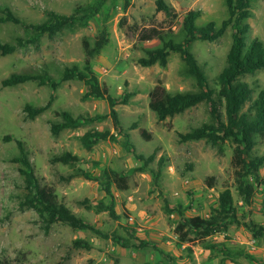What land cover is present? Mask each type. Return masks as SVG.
Masks as SVG:
<instances>
[{
  "label": "rangeland",
  "instance_id": "obj_1",
  "mask_svg": "<svg viewBox=\"0 0 264 264\" xmlns=\"http://www.w3.org/2000/svg\"><path fill=\"white\" fill-rule=\"evenodd\" d=\"M99 1L100 12L90 17L86 26L64 30L53 38L40 36L35 43L18 47L10 55L0 53V258L8 264H113L115 261L118 264H264V234L255 237L251 227L248 228L252 223L264 227L262 188L255 184L250 204L239 196L235 144L230 140L221 146H213L206 140H180L179 134L211 122L206 104L163 122L149 108V93L157 84L171 93L198 90L195 79L186 74L181 55L171 53L166 68L158 64L142 67L138 63L147 56V51L162 45L158 38L139 42L142 32L155 29L180 42L184 39V15L190 11L201 12L196 21L198 27L210 22L219 27L229 16L225 0H166L174 9L172 17L157 12L155 0H0V5L36 24L45 20L48 11L71 15L77 8H89ZM251 11L247 43L254 38L264 42V0H252ZM31 34L20 25L0 22L2 43L15 44L18 38L27 39ZM100 36L107 43L93 58V70L114 97L132 94L128 104L115 108L123 134L118 133L113 120L107 117L54 136L51 124L61 121L58 114L63 111L75 118L110 112L105 100H82L86 91L83 82L78 79L61 82L66 67L78 65L83 69L84 42L93 47ZM231 44L229 28L215 42L196 40L191 45V52L212 86L226 65ZM45 70L59 84L56 90L37 82L2 87V81L12 74ZM241 81L253 89L255 100L264 89V70L246 75ZM50 101L49 109L35 119L24 113L26 104L37 108ZM139 128L151 132L152 141L142 139ZM91 130L110 131L117 140L100 141L88 150L81 138ZM18 142L23 144L40 182L55 191L60 203L107 238L62 223L47 230L37 211L22 207L28 191L20 173L21 165L13 161L20 155ZM66 152L77 156L79 161L52 162L54 157ZM133 152L146 159L154 156L153 161L145 164ZM253 155H264V141L259 138ZM106 170L127 178V190L112 188L114 199L103 190ZM82 172L92 174L99 181L85 178ZM260 174L264 177V168ZM210 178H214L213 187L208 184ZM249 182H254L251 177ZM226 189L232 192L236 218H227L224 221L227 229L206 239L219 247L206 248L194 234L189 235L193 241L181 242L175 231L180 217L169 210L181 205L186 209V217L208 218ZM111 205L114 216L110 214ZM129 228L136 229L135 237ZM113 235L127 240L131 246L139 244L135 238L150 245L143 249L122 248ZM77 240L89 243L91 249L75 246ZM222 248L230 250L229 253L222 252ZM169 257L175 260L172 262Z\"/></svg>",
  "mask_w": 264,
  "mask_h": 264
},
{
  "label": "trees",
  "instance_id": "obj_2",
  "mask_svg": "<svg viewBox=\"0 0 264 264\" xmlns=\"http://www.w3.org/2000/svg\"><path fill=\"white\" fill-rule=\"evenodd\" d=\"M252 0H225L228 10V18L224 20L218 27L214 22H210L203 27L196 25L197 19L201 16L200 11H190L184 15L183 33L184 39L176 42L171 37L163 36V34L155 29L144 31L139 35V42L151 41L158 38L161 47L147 51V56L138 60L142 67H152L159 65L166 68L171 53H179L186 67V74L195 79L198 90L194 92H169L165 86L157 84L149 93V108L153 111L158 121L163 122L167 118H172L178 114H182L187 110L196 107L201 103H205L211 117V122L193 129L186 134H179L182 142L206 140L213 146H221L227 141L235 144L234 161L239 169L238 176V192L242 200L250 204L255 192V184L262 188L263 196V213H264V177L260 171L264 168V155L254 156L253 150L257 145V139L264 141V89L260 91L257 98L253 100V89L246 82H242L241 78L246 75H253L258 71L264 70V42L258 38H254L247 43L251 31L249 20L253 14L251 11ZM102 2H97L89 8H77L76 12L71 15H61L54 11L46 12V18L41 23H28L23 18L17 16L14 11L6 6L0 5V22L13 23L30 30L32 36L27 39L18 38L15 44H5L0 42V53L2 56L10 55L16 51L18 47H26L28 44L35 43L36 40L43 35L53 38L64 30L77 26H86L90 17L100 12ZM157 12H163L166 16L172 17L174 9L166 0H155ZM79 13V14H78ZM83 14L84 16H79ZM232 30V44L227 54L225 67L217 76L215 86L210 85L209 80L194 54L191 52V45L194 41L215 42L219 40L226 31ZM107 43L104 36H100L96 40L93 47L87 41L84 42V50L86 58L83 69L78 65L66 67L61 76V82L78 79L86 86V91L82 96V100L102 99L108 102L110 112L107 115H97L94 117H73L70 113L63 111L58 115L61 117L60 122L51 124V133L58 136L62 131L67 129L79 128L83 123H92L105 120L110 117L116 126L118 133L123 134L120 127L118 112L115 110L118 105H126L130 102L131 93H126L124 97L116 98L110 94V90L105 84H101L97 73L93 70L92 60L100 53L101 49ZM28 82H37L40 86L49 84L52 89L56 90L58 83L54 81L48 71L30 72L22 74H12L2 81V87H16ZM51 102L44 106L34 108L29 104L24 107V113L29 119H35L51 106ZM248 105L247 109L246 106ZM137 127V126H134ZM139 134L142 139L147 142L152 141V133L144 128H139ZM116 141L117 136L111 134L110 131L91 130L86 132L82 138V144L88 150L100 141ZM20 155L13 159L15 163L21 165L20 173L24 177L26 195L22 207L34 209L44 222L45 229H49L52 225L62 223L70 226L77 231H93L98 234L100 232L90 223L79 218L72 213L64 204L58 201L55 191L43 185L35 173V168L28 158V155L21 142H18ZM139 160L145 164L153 161V157L145 158L142 154L137 155ZM79 158L69 152L56 156L52 159L53 163L74 164ZM82 175L89 179L99 181L98 178L88 172H82ZM254 182H249V178ZM214 178L208 179L210 187L214 186ZM105 193L114 199L112 188L115 186L119 191L128 189L126 176H123L113 170L104 172V181H102ZM102 205V204H101ZM110 214L114 216L113 205L109 207ZM101 209H104L101 206ZM190 210L192 208H189ZM186 209L181 205L169 210V213H176L180 220L176 226V234L180 237L181 242H191L190 234H194L196 238L201 239L202 245L208 249L215 250L219 246L213 241L206 239L221 233L227 229L224 222L227 218H236V209L234 206V198L231 190H224L219 196L218 207L213 210L208 218L200 216L186 217ZM249 228L255 237L263 236L264 227L251 224ZM132 235L136 234L135 228H129ZM107 238V235L100 234ZM113 240L122 248L134 247L135 249H143L150 244L147 241L135 238L139 241L138 245L131 246L127 240L122 237L113 235ZM205 243V244H204ZM75 246L91 249V245L84 240L75 241ZM161 255L165 254L156 246ZM189 252L191 248H187ZM222 252L229 253L230 250L222 248ZM172 262L174 258L169 257ZM0 264H8L7 260L0 258ZM113 264H118L117 261ZM162 264V263H160ZM170 264V263H169Z\"/></svg>",
  "mask_w": 264,
  "mask_h": 264
},
{
  "label": "built area",
  "instance_id": "obj_3",
  "mask_svg": "<svg viewBox=\"0 0 264 264\" xmlns=\"http://www.w3.org/2000/svg\"><path fill=\"white\" fill-rule=\"evenodd\" d=\"M130 220L132 221V218H130Z\"/></svg>",
  "mask_w": 264,
  "mask_h": 264
}]
</instances>
